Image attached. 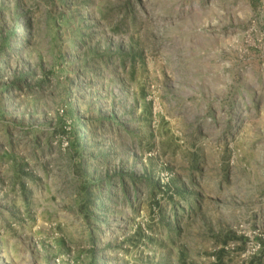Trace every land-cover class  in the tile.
I'll use <instances>...</instances> for the list:
<instances>
[{"label": "rangeland", "instance_id": "1", "mask_svg": "<svg viewBox=\"0 0 264 264\" xmlns=\"http://www.w3.org/2000/svg\"><path fill=\"white\" fill-rule=\"evenodd\" d=\"M0 264H264V0H0Z\"/></svg>", "mask_w": 264, "mask_h": 264}, {"label": "trees", "instance_id": "2", "mask_svg": "<svg viewBox=\"0 0 264 264\" xmlns=\"http://www.w3.org/2000/svg\"><path fill=\"white\" fill-rule=\"evenodd\" d=\"M79 122H83L80 121ZM80 128L81 130L79 129L78 132H77V136H76V144H77V148L79 150V152L83 153V152H87L89 150V153L92 154V156H100V153L102 152V143H94L93 140L95 137L92 138V134L90 133V131H88L87 127H83L81 126V123H80ZM87 131V133L85 134V131ZM93 142V143H92ZM96 142V141H95ZM91 144V145H90ZM107 158V156H104V155H101V159L102 160H105ZM100 166H102L100 164ZM113 178L115 177H111L110 175H106L105 179H102L100 180V184L101 186V195H105L104 194V187L106 184V191L110 189V187H112L113 183H112V180ZM104 183V184H103ZM104 185V186H103ZM122 185L124 186V195L126 196V200H129L128 198V195H127V189L125 188V183L122 182Z\"/></svg>", "mask_w": 264, "mask_h": 264}]
</instances>
